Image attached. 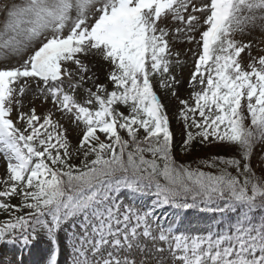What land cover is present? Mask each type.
<instances>
[{"label": "snow or ice", "instance_id": "snow-or-ice-1", "mask_svg": "<svg viewBox=\"0 0 264 264\" xmlns=\"http://www.w3.org/2000/svg\"><path fill=\"white\" fill-rule=\"evenodd\" d=\"M262 44L264 0H0V264H264Z\"/></svg>", "mask_w": 264, "mask_h": 264}, {"label": "rangeland", "instance_id": "rangeland-1", "mask_svg": "<svg viewBox=\"0 0 264 264\" xmlns=\"http://www.w3.org/2000/svg\"><path fill=\"white\" fill-rule=\"evenodd\" d=\"M256 37V41H259L261 39L260 34L254 33L253 34ZM243 39L245 40H252L253 37L251 36H246ZM254 41V43L256 42ZM179 47H184L183 45H180ZM261 48H264V44L260 45ZM191 54H189L190 56ZM191 66V60H189V68L185 69L183 75H184V85H182L179 89L181 96H186L187 95V88H186V82L187 78L189 75V70ZM163 95V94H161ZM165 103L169 104V115L172 116V113L176 109V104L174 101H169L167 98H165ZM172 130L175 134L176 142L177 145L180 144L182 140V133H183V128L181 122L177 121L175 117L172 118V123H171ZM178 150V149H177ZM236 154V149L234 147H229L227 145L223 144H209V145H200L196 144L194 149H193V154L192 156L188 157V159H193L196 157H210V156H232ZM252 166L259 172L260 166H264V151L261 150L260 146H257L255 153L252 158ZM3 171V168H0V172ZM184 220L189 222L190 225L193 226V228H184L181 229V231H185L188 229L191 230H196V229H205L209 224H211V219L212 216L210 214H192V215H186L183 217Z\"/></svg>", "mask_w": 264, "mask_h": 264}, {"label": "bare ground", "instance_id": "bare-ground-1", "mask_svg": "<svg viewBox=\"0 0 264 264\" xmlns=\"http://www.w3.org/2000/svg\"><path fill=\"white\" fill-rule=\"evenodd\" d=\"M3 171H1L0 173H2Z\"/></svg>", "mask_w": 264, "mask_h": 264}]
</instances>
